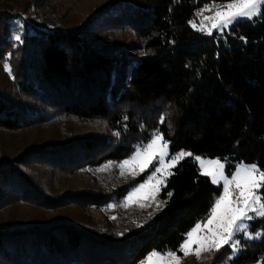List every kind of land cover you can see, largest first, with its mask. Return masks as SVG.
<instances>
[{
    "label": "trees",
    "instance_id": "trees-1",
    "mask_svg": "<svg viewBox=\"0 0 264 264\" xmlns=\"http://www.w3.org/2000/svg\"><path fill=\"white\" fill-rule=\"evenodd\" d=\"M227 2L111 0L82 22L57 0H0V264H138L154 250L181 257L185 234L221 194L193 156L227 158L228 176L240 162L264 170V15L211 36L190 23L205 5ZM30 12L34 23L16 40L13 21ZM51 115L92 128L45 134ZM157 130L171 155H192L171 169L156 208L128 211L123 198L148 172L124 183L114 170L93 173ZM62 175L89 182L56 184ZM93 207L113 213L100 222ZM250 223L262 237L227 264H264V216Z\"/></svg>",
    "mask_w": 264,
    "mask_h": 264
},
{
    "label": "snow or ice",
    "instance_id": "snow-or-ice-1",
    "mask_svg": "<svg viewBox=\"0 0 264 264\" xmlns=\"http://www.w3.org/2000/svg\"><path fill=\"white\" fill-rule=\"evenodd\" d=\"M207 9H209V6L205 5L204 9H201L197 15ZM258 15H264V0H229L212 16L203 17L199 26L194 22L190 21V23L194 29L211 36L214 29L223 31L241 18L251 20ZM204 21H209L211 26H207ZM15 39L21 40V36L16 35ZM4 68L5 71L10 72L7 63H5ZM124 119L127 120L128 117L125 116ZM165 120L166 117L161 115L160 123H164ZM169 128H171L170 123ZM114 135L119 136V133H114ZM169 143L157 130L146 145L137 146L132 156L120 163L119 167L121 169L132 163H138L141 172L147 169L154 159H158L161 165V167L155 168V171L144 183L128 193L125 198L126 201L131 202L133 197L140 194L146 187H149L151 180L157 173L169 170L167 174L169 176L173 175L174 173L170 169L175 167L185 156L192 155V153L181 150L173 155L171 159L165 161L164 157L168 155ZM195 159L200 163V174L209 177L213 184L223 182V191L219 197L215 198L214 204L210 208V214L202 217L201 221H198L185 234V239L182 241L178 251H182L185 256L194 254L199 258L201 251L214 250L219 252L225 245H228L235 253L238 241L234 237H236L238 232L248 235L246 229L249 225L245 221L254 219V216L249 215V213H255L256 216H264V170L259 169L255 164L247 165L244 162H240L232 173L231 178H229L224 172L227 158L205 159L197 156ZM133 174L135 175L136 173ZM165 180L166 177L162 180H157L156 184L151 185V191L142 198L148 199L149 195L154 198L159 193L160 185ZM168 195L171 197L172 193L169 192ZM144 206V204H141V207ZM203 221H206V223H202ZM205 228L207 229L206 235H197ZM260 235V233H256L257 237ZM194 244L197 247L193 248ZM166 255L172 257L174 261H179L180 259L174 251H169ZM164 259L165 256L154 250L148 254L144 261H141V264H159ZM225 264H227V261H225Z\"/></svg>",
    "mask_w": 264,
    "mask_h": 264
},
{
    "label": "rangeland",
    "instance_id": "rangeland-1",
    "mask_svg": "<svg viewBox=\"0 0 264 264\" xmlns=\"http://www.w3.org/2000/svg\"><path fill=\"white\" fill-rule=\"evenodd\" d=\"M108 1H111V0H59V1L57 0V5L59 4L63 11L68 9L69 10L68 16L77 17V18H79V20L84 22L86 20V18H88L94 12L99 10V8H101ZM119 1L133 3L134 0H119ZM225 4L226 3H224V4H210V5H208L209 9L203 11L200 15H197V13L200 12V10H201L200 9L198 12H196V15L194 16L195 19H193L192 22H194L197 26H199L203 17L212 16L219 8H221ZM204 7L202 9H204ZM239 20H249V19L241 18ZM33 23H34V14L31 12H30V14H28L24 18V20H20V19L14 20L13 21V36L15 37L16 35H20V36L23 35V31L25 32L26 27L31 26ZM204 23L209 27L211 26L209 21H204ZM191 26H192V24H191ZM214 32L220 33L222 31L214 29L213 33ZM130 34L131 33L128 34L130 37L125 38V41L128 44L135 42V39H133L131 37L132 35H130ZM129 54H132L131 51ZM47 120L49 121V125L47 126V128H40V131L44 132L45 134H49L50 132H56L57 130H59L58 128L64 130V132L65 131H73L75 133L87 132L88 130H90L92 128L91 125L77 124V122H73V121L61 123L62 119H61V121H56V119L52 115ZM63 127L65 129H63ZM96 130L98 132H103V133L105 132V134L107 136L109 135V132L106 129L104 130V128L101 126H98V128H96ZM167 153H168V155L164 157L165 161L171 159V157L173 156L170 154L169 147L167 149ZM131 156L132 155L125 158L124 160L129 159ZM185 157H190V156H185ZM195 157H197V156H193V159L196 162L198 168L200 169V163H199V161H197L195 159ZM198 157H200V156H198ZM202 158H204V157H202ZM205 159H211V158H205ZM124 160H122V161H124ZM121 162L119 161V163H112V162L106 163L103 166L97 168L93 174H96L97 172L100 173L101 171H113L114 170L120 176V181L122 183H124L125 181H127L129 179L136 178L139 175H142L143 173L148 172L145 180L143 182L135 185L132 189H130L129 192H131L138 185L144 183L152 175V173L155 171L156 167H161L158 159H154L153 163L147 169H145L143 172H141L139 170L138 163H132L128 166H125L124 169H121L119 167ZM171 169H170V171H171ZM168 171L169 170H163L161 173H157L156 176L151 180L149 187H146L144 190H142V192L140 194L133 197L131 202H128L125 199L128 196V193H129L128 192L121 202L122 206L129 209L128 211H131L134 209L136 210L138 207H141V204L148 205V206L151 205V206H154L156 208L158 206V204H160L159 203V193L154 198L150 195L148 196V199H143L142 197L146 193H149L151 191V185L156 184L157 180H162L165 177L167 178L168 177V174H167ZM224 172H225V169H224ZM133 173H136V174L134 175ZM225 175H227V174L225 173ZM228 177L231 178V176H228ZM54 178H55L54 181L56 184L65 185L67 183L68 186L74 187L75 189H79V190L84 189L83 187L86 188V186L89 182V181H86L84 179L76 180V181H69L68 179L65 178V175H62V178L59 176H55ZM210 181H211V179H210ZM122 183H120V185ZM163 184H165V182ZM163 184L160 185V190L164 186ZM214 185L220 186L221 187V193H222L223 182H221L220 184H214ZM109 208H111V207H109ZM146 211H148V210H146ZM152 211H153V209L149 210L148 211L149 213L146 214V216L147 215L151 216L150 214H152ZM87 212H89L88 214H90L94 219H96L97 221H100V222H102L105 218H107V216H110V214L113 213L110 210L107 211V209L102 210V209H98V208H94V207L91 208ZM6 213H7V210H5V211H4V209L0 210V220H2L4 218L3 216H6ZM33 215L34 214L32 213L28 217H33ZM249 215L254 216V219L251 221H254L256 219H261L263 217V216H256L255 213H249ZM122 220H123V218H122ZM251 221H245V223L249 225V227L246 229V231L248 232V235H244L243 232H238L236 234V237H234V239L238 241V245H237V249H236L235 253H233L231 247L228 245L224 246V248H227V249L222 248L224 250L217 252V255L215 254L216 252L214 250L201 251L199 258H197V256L194 254H189L188 256H185L184 253L182 251H180L182 253V256L180 257L179 261H174L172 259V257L166 255L167 253H164V254L159 253L162 256H165V259L163 261H160L159 264H225V261H229L238 255V253H239L238 250L240 248H244L246 244H251V241L259 240L262 237L261 235H263V233L261 231H252V232L250 231V226H251L250 222ZM202 223H206V221H203ZM256 233H260L261 235L259 237H257ZM206 234H207L206 228L203 229L202 232L197 233V235H206ZM249 237H251V238H249ZM241 241H243V245L241 244ZM195 247H197V245L194 244L193 248H195ZM178 257H179V255H178ZM229 257H231V258L229 259ZM144 260L145 259H143L142 261H144ZM138 264H141V261ZM246 264H261V263H259V262H248Z\"/></svg>",
    "mask_w": 264,
    "mask_h": 264
}]
</instances>
